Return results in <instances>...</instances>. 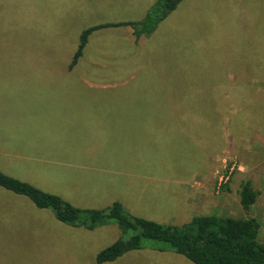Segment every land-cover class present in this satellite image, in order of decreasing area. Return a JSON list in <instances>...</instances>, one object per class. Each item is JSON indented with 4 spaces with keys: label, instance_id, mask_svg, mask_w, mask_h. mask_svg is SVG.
<instances>
[{
    "label": "rangeland",
    "instance_id": "rangeland-1",
    "mask_svg": "<svg viewBox=\"0 0 264 264\" xmlns=\"http://www.w3.org/2000/svg\"><path fill=\"white\" fill-rule=\"evenodd\" d=\"M156 1L81 0L79 18V0H0V21L16 17L22 42L16 60L3 57L8 53L0 47V149L9 150L13 136L28 144L30 135L18 134L24 133L20 122L35 115V102L44 98L28 86L56 77L39 71V61L37 68L24 63L25 52L47 46L45 67L56 65V72L65 73L83 30L140 22ZM105 31L93 32L83 51L81 100H91V107L81 108L88 112L75 122L81 134L63 144L95 170L80 176L51 165L37 168L34 177L46 176L39 181L45 186L6 162L0 172L35 183L78 209L122 201L131 214L164 225L180 226L201 215L254 218L264 245V0H182L137 42L130 27ZM94 60L105 66L91 65ZM83 80L118 86L104 90ZM107 98L125 99L139 118V138L119 134L117 108L103 102ZM162 174L176 176L174 187L162 184ZM245 181L257 194L248 210L239 197ZM130 235L115 223L94 230L68 226L50 209L0 187V264H96L100 251ZM107 264L192 263L146 248Z\"/></svg>",
    "mask_w": 264,
    "mask_h": 264
},
{
    "label": "trees",
    "instance_id": "trees-1",
    "mask_svg": "<svg viewBox=\"0 0 264 264\" xmlns=\"http://www.w3.org/2000/svg\"><path fill=\"white\" fill-rule=\"evenodd\" d=\"M181 1L157 0L140 22L101 25L85 30L70 66L77 63L93 31L127 26L132 29L137 42L141 37L150 36ZM0 187L27 197L38 209H50L59 222L68 226L94 230L115 223L122 233L131 232L127 239L119 238L100 251L95 257L96 264L111 263L127 253L146 248L159 253L172 252L192 264H264V245L258 240L260 225L254 218L201 215L180 226L164 225L131 214L120 202H113L106 209H78L57 195L1 172ZM239 197L244 210L255 204L257 194L249 181L241 184ZM144 240L150 243L147 247Z\"/></svg>",
    "mask_w": 264,
    "mask_h": 264
},
{
    "label": "crops",
    "instance_id": "crops-1",
    "mask_svg": "<svg viewBox=\"0 0 264 264\" xmlns=\"http://www.w3.org/2000/svg\"><path fill=\"white\" fill-rule=\"evenodd\" d=\"M11 13L14 14L15 12L12 11ZM22 13L23 17L21 18V21H24L26 17L28 18L30 11H23ZM31 13L36 16L34 10H31ZM78 13L79 18H81V0H79ZM0 22V32H5V34L8 33V37H0V47L4 48V50L8 53L7 55L2 56L16 60L19 56L18 52L22 46V42L16 33V29L19 26V21L12 15L11 17H7L4 22ZM34 24L35 22L31 18V27H34ZM117 24L120 23L94 25L92 27L89 26L87 29L101 25ZM119 27L127 26H114L96 31H105L106 29ZM85 30H83L81 34ZM91 34L87 38L86 45L88 46L92 39ZM141 39H143V37H141L139 40ZM44 50L34 51L31 49V51L25 52L22 57L24 63H28L29 65L31 64L32 66H35L34 61H39V64L42 67L39 71H43V74L46 73L45 71H48V74H53V76H56L54 79L49 80V82L34 83L28 86L32 87L33 91L38 95L39 98L44 96L43 99L39 101L37 100L35 102L36 108L33 112H31V114L35 115H29V119L24 121V123L20 122V130L24 131V133L18 134L30 135V141L28 144L22 146L19 143V138L17 136H13L8 139L9 150L5 151L4 149H0L1 168L3 167L2 165H6V163L13 165L15 171L24 174V176L31 178L38 183H40V180H46L47 177H34L35 175H38V171L35 172L36 169H45V167L48 165L56 166L55 170L60 171V173H75L80 176L81 172L83 171L95 170L89 166L81 165V154L76 157L74 155L77 153L76 151L72 152L73 150H71L69 146L63 145L67 144L70 138L81 134V124L76 125L75 122L81 123V113L86 115L88 112V110L81 111V108L91 107L89 103L91 100H81V57L83 55V51L76 63L77 65L75 64L72 67L69 65L65 73H58L56 70H59L58 68L61 67L56 65H50L52 67H45L47 66L46 63L48 62L47 58L49 55ZM93 64H95V66L102 67L105 66V61H101L100 64L98 63V60H94L91 65ZM32 68H37V66ZM65 80L67 81L64 82ZM82 82L86 81L83 80ZM85 85L88 87H101L104 90L109 86H111V88L118 86L115 84L93 85L91 83H87ZM94 101H98V103L102 105V100ZM103 102L107 103L110 107L115 106L117 108L115 119L119 134L126 135V137L132 136V138H139V131H142L141 127L136 125V123L139 122V118L130 114V110H128V106L125 103V99L107 98V100H104ZM34 117L37 119L36 121L33 119ZM175 179L176 176L174 174L168 177H165L164 175V178H162L161 181L163 185L172 184V187H174L173 185ZM78 181H80V179H78L77 182ZM179 182L180 181L177 179L176 183ZM32 184L33 186L38 187V185L35 183H31L30 185ZM45 185L47 184H43L42 186ZM120 203L123 207H125L122 201H120Z\"/></svg>",
    "mask_w": 264,
    "mask_h": 264
}]
</instances>
